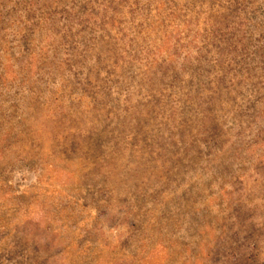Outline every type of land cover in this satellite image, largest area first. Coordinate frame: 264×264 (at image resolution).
<instances>
[{
    "label": "rangeland",
    "instance_id": "rangeland-1",
    "mask_svg": "<svg viewBox=\"0 0 264 264\" xmlns=\"http://www.w3.org/2000/svg\"><path fill=\"white\" fill-rule=\"evenodd\" d=\"M0 264H264V0H0Z\"/></svg>",
    "mask_w": 264,
    "mask_h": 264
}]
</instances>
